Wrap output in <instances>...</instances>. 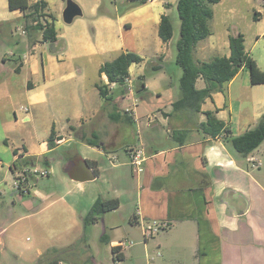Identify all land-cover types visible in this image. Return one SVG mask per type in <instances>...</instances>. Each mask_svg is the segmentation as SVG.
<instances>
[{"label":"crops","instance_id":"1","mask_svg":"<svg viewBox=\"0 0 264 264\" xmlns=\"http://www.w3.org/2000/svg\"><path fill=\"white\" fill-rule=\"evenodd\" d=\"M28 1L32 4L40 0ZM45 1L48 3L45 12L54 18L57 43L62 44L60 50L57 53L50 49L47 51L41 38L35 44L30 41L26 45L29 52L19 59L14 71L22 74L24 69L28 70L26 88L31 103L45 107L55 101L60 107V125L51 119V131L54 127L56 135L61 138L57 140V147L50 150V131L48 136L24 143L14 155L16 160L35 157L32 166L48 159L45 167L50 169L52 175L53 159L49 155L60 146L73 145L71 150L74 151L68 160L63 161L62 168L68 172L66 169L70 165L75 167V177L70 175L76 181L79 193L72 197L71 204L76 207L74 210L79 209L81 199L87 200L85 207L88 209L80 214L84 234L77 239L87 240V233L100 226L103 231L101 241L110 242L111 252L118 241L133 242L137 239L142 241L146 250L151 248L157 253L162 248L161 240L165 239H158L160 233L145 239L142 224L146 220H159L167 223V234L176 230L182 237L193 234L199 245L189 248L190 252L178 254L173 238L167 236L168 241L166 239L165 242H171L170 249L156 256L157 264H264V202L260 199V196H264V185L253 174L254 168H260L262 164L254 151L247 155L235 153L222 134L211 137L201 130V124L207 119L205 111H213L234 135L243 134L254 127L264 113V83L253 84L249 71L242 68L224 85L222 91L205 100L199 113L194 114L190 110L174 112L172 104L180 96L177 93L171 102L172 110H162L155 103L151 106L147 103L149 108L144 112L145 107H140L139 99L132 97L138 100L137 103L134 99V106L131 109L126 107L122 114L114 94L116 89L122 91L123 87L109 83L107 76L101 75L99 69L124 51L138 53L144 58L143 62L131 65L130 78L134 68L147 65L150 59L165 61L172 40L164 42L160 38L159 24L161 16L169 14L177 0H145L143 4L129 9L118 23L103 8V0H93L90 13L96 17V29L92 30V35L87 28L80 34H75L77 30L74 27H66L60 32L58 24L63 12L58 14V11L65 8V0ZM78 1L82 3L85 0ZM213 11V18L209 22L211 34L197 44L196 60L210 61L217 56H229L230 36L241 32L245 38V50L264 71V0H221L213 5ZM255 12L259 13L257 20L254 18ZM23 14L20 9H11L8 0H0V29L12 16L23 21ZM48 19L52 21V18ZM115 24L119 25L118 36L114 33ZM149 31L158 33L154 45ZM154 66L162 67V64ZM90 67L92 72H98V81L93 80L95 89L92 90L85 83L88 76L86 70ZM77 79L79 83L71 85L69 90L62 84ZM142 82L145 83V90L140 93L146 96L155 94L156 97L163 95L155 87V82L144 81V77L140 85ZM53 83H56V91L55 95L50 96L48 91ZM97 83L108 85L110 100L106 101L101 96ZM196 86H205L202 78L197 80ZM164 88L169 90L170 85ZM132 92H122L118 99L129 98ZM113 115H116V120L111 119ZM144 117H147L146 127L141 121ZM24 120L30 121L31 115L25 116ZM166 124L168 128H165ZM71 127H75V130ZM92 133L99 135V146L89 145L82 140L83 135L90 136ZM79 144L84 146V152L78 148ZM135 149H141L144 153V171L133 177L136 178L134 186L131 184V187H127L125 166L131 167V151ZM122 156L125 160L119 162ZM85 159L97 162L98 176L92 178L93 169L85 164ZM29 169L28 166L23 171ZM101 177L108 181L105 191L96 190L94 185ZM241 184L246 187L253 184L255 190L248 191ZM113 197L119 198L120 206L103 213L96 223L85 225L84 217L94 201ZM256 199L258 202H255ZM123 210L128 213L122 214ZM126 221L128 227L124 226ZM2 231L0 227V233ZM117 235L121 236L118 238ZM117 249L124 257L122 260H126L125 247ZM112 259L114 262L117 260L113 253ZM93 262L98 264L95 259Z\"/></svg>","mask_w":264,"mask_h":264},{"label":"rangeland","instance_id":"2","mask_svg":"<svg viewBox=\"0 0 264 264\" xmlns=\"http://www.w3.org/2000/svg\"><path fill=\"white\" fill-rule=\"evenodd\" d=\"M83 8L84 15L77 17L73 23L66 24L61 18L58 24V30L63 32L66 27H74L77 31L75 34H80L84 28H87L92 35V30L96 29V17H92L90 7L93 0H85L80 3L75 0ZM66 6V0L64 5ZM136 6L129 0H103V8L107 9L112 18L118 23L119 18L122 17L129 9ZM64 7L58 11L62 14ZM169 15L174 25V36L170 46V53L163 62L157 59H150L147 65L134 68L132 70L131 81L133 92L132 96L125 99H118L122 91L115 90V98L117 97L118 106L124 109L134 106V99H139L140 107H145L144 112H147L149 106L147 103L153 104L162 108V110H172L171 102L174 100L173 96L180 93L179 78L182 74L180 66L176 63L177 41L180 37V18L178 16L177 7L174 5ZM114 33L116 36L120 35L118 24H115ZM150 39L154 45V38L159 37L158 33L149 31ZM30 43V35L24 28L22 19L12 16L8 22L0 29V227L3 231L0 233V264H47L49 260L54 258V249L61 250L62 261L64 264H93V259L98 264H148L152 257H156V252L150 249H145L144 244L137 239L133 240L134 244L130 247H125L128 255L126 260L113 261L111 245L108 241H101L100 226L95 228L92 232L87 233V240L78 238L83 236L84 226L80 219V214L86 212L85 204L87 200L81 199L79 201V209H75L72 203V197L77 193L76 181H73L68 172L63 170V161L69 159L74 150L71 146H60L56 151L52 152L49 157L53 159L52 175L41 176L32 175L29 179L30 193H21L14 187L16 176L10 170V166L15 159L14 150H18L24 143L28 144L30 141L37 140V138L49 135L51 131L52 121L56 120L60 125L59 111L60 108L56 102H50L45 107L40 104H33L29 98V91L26 88L29 78L28 70L24 69L22 74H17L14 71L19 59L23 58L25 52L28 53L26 45ZM46 50H49L50 43H45ZM60 55V54H58ZM40 56V53H39ZM5 57V60H4ZM162 64V68L154 70L153 66ZM88 74L85 83L89 89H93V80L98 81V72H92L90 67L86 70ZM144 77V81L155 82V87L159 88L163 95L156 97V95H145L144 93H137L136 88L140 85V77ZM96 81V82H97ZM62 83L61 81H58ZM79 80H68L67 83H62L69 88L71 85L78 84ZM55 85L49 88L50 96L55 95ZM170 85L169 90L164 86ZM60 89V88H59ZM58 89V90H59ZM63 89V88H61ZM95 89V88H94ZM39 90V89H37ZM67 90V89H66ZM152 92V91H151ZM172 94V95H171ZM71 95V94H70ZM96 97H98L96 95ZM51 101V100H50ZM22 107H28L29 111L25 112ZM126 114V113H125ZM128 114V113H127ZM31 115L30 121H25L24 117ZM53 116V118H52ZM159 116H161L159 114ZM174 116V114L172 115ZM177 118V117H174ZM52 119V121H51ZM196 119L194 116L193 121ZM142 124L145 125L147 117L141 119ZM146 127V125H145ZM168 128V124L166 127ZM83 145L79 144L78 148L84 152ZM234 150L233 147H231ZM235 153L236 150H234ZM256 158L260 161L262 166L254 168V175L259 180L260 184L264 185V142L254 150ZM67 154V155H66ZM123 152H120L122 155ZM62 157V158H59ZM123 157V156H122ZM125 159H119L123 162ZM118 161V160H116ZM34 166H29L32 169ZM36 167L42 169L45 165L42 162H37ZM125 184L127 187L134 186L136 183V170L134 167L125 166ZM133 173V174H132ZM134 175V176H133ZM31 177V176H30ZM106 181V183L104 182ZM96 190H104L108 187V181L101 177L100 180L94 182ZM120 186V185H119ZM241 187L253 192L255 187L250 184V187L241 184ZM135 188V187H134ZM131 189V188H130ZM36 191V192H35ZM103 191V194H104ZM35 192V194H34ZM40 192L41 194L38 195ZM256 194V193H255ZM38 195V196H36ZM261 193L259 194V196ZM77 196V195H76ZM258 197V195H257ZM264 202V196H260ZM255 202H258L256 199ZM128 211H122V214ZM257 214L260 215V210L257 209ZM125 217H122L124 219ZM159 221V220H158ZM180 225V224H178ZM128 227L127 221L124 225ZM197 226V225H195ZM194 226V227H195ZM192 226H190L191 228ZM178 229V226L175 227ZM167 227L160 229L159 240L163 237L166 241L167 236L173 238L172 241L176 246V252L186 253V251L199 245V241L195 235L191 234L189 237H182L181 233L176 230L172 234H167ZM193 230V229H190ZM166 231V232H164ZM122 233V229L120 232ZM138 233V234H137ZM139 235V231H137ZM158 234V233H157ZM156 234V235H157ZM118 238L121 235H117ZM141 237V233H140ZM162 241V248L160 253H166L170 249L171 242L166 243ZM168 241V239H167ZM87 243V244H85ZM69 247V248H68ZM190 248V249H189ZM158 252V251H157ZM181 259L185 260L183 257ZM247 258V257H245ZM157 260V259H156ZM154 260L157 264L159 261Z\"/></svg>","mask_w":264,"mask_h":264},{"label":"trees","instance_id":"3","mask_svg":"<svg viewBox=\"0 0 264 264\" xmlns=\"http://www.w3.org/2000/svg\"><path fill=\"white\" fill-rule=\"evenodd\" d=\"M11 9H20L23 14L24 28L30 35V41L35 44L39 38L44 43H54L58 40L57 31L55 28L53 15L45 12L48 3L45 0H40L30 4L28 0H8ZM135 5L143 4L145 0H129ZM221 0H177L176 7L180 18V37L177 41L176 63L180 66L182 74L179 78L180 96L173 102L174 112L180 110H190L196 114L201 112L202 104L207 98H211L216 92L222 91L224 85L231 81L237 73L246 68L251 77L253 84L264 83V71L259 67L256 60L245 50L244 34L238 32L230 36V55L217 56L210 61H198L195 58V48L197 44L207 38L211 34L209 22L213 18V5ZM258 12L254 13L255 20L258 19ZM48 17L52 18L49 21ZM159 36L164 42L171 41L174 36V25L169 14H163L159 24ZM144 58L138 53L132 51H124L115 59L107 61L101 65L99 73L105 74L109 83H114L122 88L123 94L128 89L126 80L130 78V67L134 63H141ZM162 67L153 66L154 70H159ZM18 71V67L15 69ZM143 76L140 77L142 80ZM202 78L205 86L198 88L197 80ZM97 88L106 101L110 100L108 85L97 83ZM137 93L145 90V83L136 88ZM206 121L201 124V130L205 135L215 137L220 134L231 144L236 152L247 155L257 149L264 142V113L260 117L258 123L247 130L243 134L234 135L232 130L217 118L213 111H205ZM119 114V113H118ZM116 115L111 116V119L116 120ZM75 130V127H71ZM61 137L56 135L54 127L48 138V148L50 150L57 147V140ZM82 140L89 145L99 146L100 137L97 133H92L90 136L83 135ZM18 151L15 149L14 154ZM35 157L17 159L10 166L11 171L15 174L28 167L34 165ZM85 164L93 169L92 178L98 176L97 162L85 159ZM44 165H48V159L43 160ZM69 170V167L66 169ZM69 175H72L68 171ZM28 177L27 181L29 184ZM19 179V176H16ZM25 194L28 191L18 190ZM120 206V200L117 197L103 199L97 198L92 204L88 214L84 217V223L94 224L100 216L109 211H113ZM69 248V247H68ZM66 249V248H65ZM61 249V250H65ZM61 250L54 249L56 254L54 258L48 261L47 264H60L62 261ZM61 252V253H60ZM112 253L115 259L122 260L124 257L119 252L117 247L112 248Z\"/></svg>","mask_w":264,"mask_h":264},{"label":"built area","instance_id":"4","mask_svg":"<svg viewBox=\"0 0 264 264\" xmlns=\"http://www.w3.org/2000/svg\"><path fill=\"white\" fill-rule=\"evenodd\" d=\"M126 85L128 88V91H133L132 87V81L130 78L126 80ZM137 99H135V102L137 103ZM22 110L25 112H28V107H22ZM131 165L136 170V174H141L144 171V161L145 156L141 149H135L131 151ZM51 173L50 169L48 167H44L42 169H39L38 167L34 166L32 169H29L28 171H23L20 174H18L19 179H16L14 182V187L17 190H24L28 191L30 189V185L28 184L27 178L32 175H41V176H49ZM167 227V223L158 221V220H146L142 224V235L145 239H149L159 233L160 229ZM133 245L132 241L128 240H120L117 243V247L123 248V247H130ZM156 256H161L160 251L156 253ZM156 257H152L149 260L148 264H155L154 260Z\"/></svg>","mask_w":264,"mask_h":264},{"label":"water","instance_id":"5","mask_svg":"<svg viewBox=\"0 0 264 264\" xmlns=\"http://www.w3.org/2000/svg\"><path fill=\"white\" fill-rule=\"evenodd\" d=\"M84 12L82 7L80 6V4L78 2H76L75 0H66V6L63 10V21L66 24H71L73 23V21L79 17V16H83ZM60 45H62L61 43H50V47L49 49L53 52V53H57L60 50ZM70 173H72V177H75V167L74 165H70L69 166V170Z\"/></svg>","mask_w":264,"mask_h":264}]
</instances>
